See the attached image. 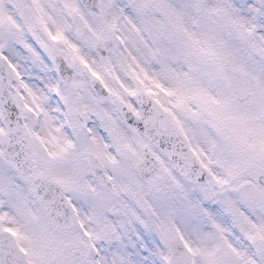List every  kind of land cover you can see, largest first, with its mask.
I'll use <instances>...</instances> for the list:
<instances>
[{
	"label": "snow or ice",
	"instance_id": "snow-or-ice-1",
	"mask_svg": "<svg viewBox=\"0 0 264 264\" xmlns=\"http://www.w3.org/2000/svg\"><path fill=\"white\" fill-rule=\"evenodd\" d=\"M0 264H264V0H0Z\"/></svg>",
	"mask_w": 264,
	"mask_h": 264
}]
</instances>
